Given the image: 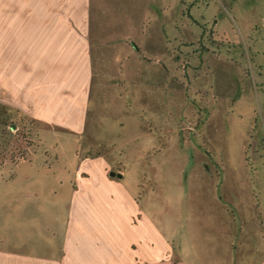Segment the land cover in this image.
<instances>
[{"label": "crops", "instance_id": "obj_1", "mask_svg": "<svg viewBox=\"0 0 264 264\" xmlns=\"http://www.w3.org/2000/svg\"><path fill=\"white\" fill-rule=\"evenodd\" d=\"M57 1L64 9L21 22L18 87L7 74V45L0 48V103L18 99L59 145L69 138L85 153L75 149L50 168L38 166L35 200L4 203L0 264H248L253 256L259 260L250 264H264V185L248 170L247 147L244 169L230 170L220 192L221 175L210 172L203 190L200 172L184 165L175 175L166 171L172 143L182 145L165 68L176 57L172 34L180 31L192 50L201 39L187 11L183 19L188 0L175 7L172 0H118L122 8L115 0ZM180 105L177 115L185 114ZM97 145L111 154H93ZM225 178L223 171L221 185ZM169 179L174 186L166 187ZM162 180L167 189H159Z\"/></svg>", "mask_w": 264, "mask_h": 264}, {"label": "rangeland", "instance_id": "obj_2", "mask_svg": "<svg viewBox=\"0 0 264 264\" xmlns=\"http://www.w3.org/2000/svg\"><path fill=\"white\" fill-rule=\"evenodd\" d=\"M177 1L172 0L173 7ZM191 1H187L183 19L188 20L187 11L201 39L192 50L190 45L185 46L181 42L185 37L180 31L177 34L173 32L170 51L176 57L171 63L165 62V68L172 76L171 108L173 119L177 122V138L182 143L181 146L172 143L166 171L170 169L175 175L180 165L187 167L188 171L196 170L201 175L198 186L206 190L211 186L210 172L220 175L219 166L226 175L221 185L226 190L229 171L245 167L247 147L248 170H254L258 182L264 185V0ZM58 2L0 0V48L7 45L10 59L7 74L13 77V85L18 87L23 69L18 43L21 22L27 19L25 16L29 13L37 15L41 11L48 15L54 9H64L66 4L60 3L59 6ZM112 4L121 8L126 5L118 0ZM3 66L1 64V68ZM135 74L146 79L142 70ZM0 77L3 78L4 74ZM7 100L8 103H0V236L7 220L4 203L12 201L19 208L25 198L33 201L38 196L33 190L36 172L41 169L38 166L50 168L54 164L53 159L75 149H81L82 158L85 153L82 147H74L75 143L69 138L59 145L61 140L57 133L47 129L34 116L20 111L18 99L11 96ZM194 102L199 109L195 108ZM181 103L185 104V114L177 115ZM206 110H210L208 115ZM193 139L206 153L195 145ZM89 148L92 147L86 146V150ZM108 149L110 146L97 145L91 150L93 154L107 156L111 154ZM112 149L114 158L119 157L117 152L120 149ZM181 152L187 154L186 161H183L184 154ZM179 153L182 155L177 158ZM125 164L130 166L131 163ZM13 179L15 182L10 183ZM166 182L168 184L167 179ZM170 182L166 187L174 186L173 181ZM162 183L163 180L158 181L159 189L166 188ZM7 187L15 190L10 196L4 191ZM24 187L27 190L21 192ZM18 208L10 217L17 224L13 227L14 231L19 230L21 220ZM258 260V256H253L245 262L250 264Z\"/></svg>", "mask_w": 264, "mask_h": 264}, {"label": "water", "instance_id": "obj_3", "mask_svg": "<svg viewBox=\"0 0 264 264\" xmlns=\"http://www.w3.org/2000/svg\"><path fill=\"white\" fill-rule=\"evenodd\" d=\"M13 128H15V125H13ZM193 141H194V143H195V145L201 150V151H203L204 153H206V151H205V149H203L201 146H199V144L193 139ZM218 169H219V171H220V175H221V180H220V183H219V187H218V192H220V187H221V184H222V170H221V168L218 166ZM111 176H113V177H116V176H118V177H121V175L120 174H116L115 172H113V173H111ZM219 196H220V194H219Z\"/></svg>", "mask_w": 264, "mask_h": 264}]
</instances>
